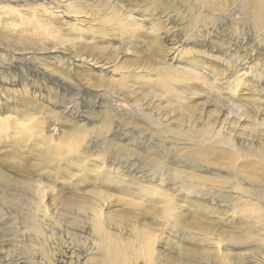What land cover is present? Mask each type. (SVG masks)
<instances>
[{
	"label": "rangeland",
	"instance_id": "374dc122",
	"mask_svg": "<svg viewBox=\"0 0 264 264\" xmlns=\"http://www.w3.org/2000/svg\"><path fill=\"white\" fill-rule=\"evenodd\" d=\"M260 6L0 0V264H103L97 224L157 259L264 264ZM33 122L50 146L83 128L104 179L12 147Z\"/></svg>",
	"mask_w": 264,
	"mask_h": 264
},
{
	"label": "bare ground",
	"instance_id": "6f19581e",
	"mask_svg": "<svg viewBox=\"0 0 264 264\" xmlns=\"http://www.w3.org/2000/svg\"><path fill=\"white\" fill-rule=\"evenodd\" d=\"M259 13L264 15V0H261ZM28 127L29 128H27L25 132L17 133L20 140L18 143L12 144L11 146L17 148L20 147L21 144H28L30 153L34 155L42 154V161L46 164L52 165L54 174L53 179L55 181L62 179L64 174L68 172V169L70 171L71 168L76 169V176L79 180H85L90 174L104 179V176H101L102 171L90 168L87 165L88 163H85L84 158H81L79 155V147L86 135V131L83 128L78 126L77 131L72 134L69 133L58 145L50 146L46 138H38V135L41 133L39 122L30 123ZM1 141L2 136L0 137V143ZM11 156L17 161L23 159L17 151H12ZM66 162L68 165L64 167L63 164ZM2 176H0V183L4 185V188L10 187L14 184L13 180ZM113 185L114 187L118 186L117 183ZM1 192L3 193L4 191L0 190V193ZM96 230L101 238V247L106 253V258L103 264H189L185 260L179 262H176L174 259L171 260L170 256L157 259L151 250L149 241L146 239H142L141 242L139 239L138 244L130 246V244L113 242V240L103 232L99 224L96 225ZM239 239L241 240L242 238ZM71 254L72 251L67 250V258L69 259H66L62 264H82L80 259H75L72 262L70 260L72 257Z\"/></svg>",
	"mask_w": 264,
	"mask_h": 264
}]
</instances>
